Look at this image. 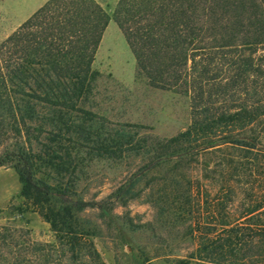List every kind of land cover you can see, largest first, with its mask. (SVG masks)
Segmentation results:
<instances>
[{
	"label": "trees",
	"instance_id": "1",
	"mask_svg": "<svg viewBox=\"0 0 264 264\" xmlns=\"http://www.w3.org/2000/svg\"><path fill=\"white\" fill-rule=\"evenodd\" d=\"M110 21L135 59L137 78L189 98L191 123L176 136L110 125L86 109ZM0 120L27 143L0 156V168L18 176L20 197L71 255H96L76 214L112 206L72 198L86 162L133 156L150 170L171 161L180 167L222 145L251 155L263 149L264 0H117L111 15L96 0H48L0 44ZM252 214V224H225L223 238L204 241L198 264H264V200L246 216Z\"/></svg>",
	"mask_w": 264,
	"mask_h": 264
},
{
	"label": "rangeland",
	"instance_id": "2",
	"mask_svg": "<svg viewBox=\"0 0 264 264\" xmlns=\"http://www.w3.org/2000/svg\"><path fill=\"white\" fill-rule=\"evenodd\" d=\"M47 1L0 0V44ZM96 1L111 15L117 0ZM92 68L99 77L86 109L110 125H140L147 128L141 132L160 139L190 125L189 98L137 78L135 59L113 21ZM26 144L13 123L0 120V156ZM261 146L259 154L251 155L222 145L180 167L171 161L150 170H145L146 159L133 156L86 162L72 198L112 206L107 212L87 208L76 214L91 234L84 239L89 238L96 255L83 250L73 256L60 246L49 224L20 197L14 169L3 166L0 264H198L205 256L204 241L223 238L226 228L253 223L254 215L246 214L264 200V135ZM32 148L37 152L39 147L33 142Z\"/></svg>",
	"mask_w": 264,
	"mask_h": 264
}]
</instances>
